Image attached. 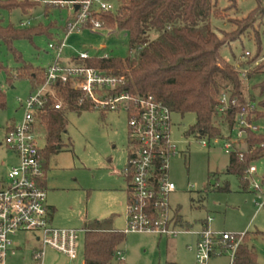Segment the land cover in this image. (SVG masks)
<instances>
[{
  "label": "rangeland",
  "instance_id": "1",
  "mask_svg": "<svg viewBox=\"0 0 264 264\" xmlns=\"http://www.w3.org/2000/svg\"><path fill=\"white\" fill-rule=\"evenodd\" d=\"M217 7L211 11V28L224 41L220 49L222 57L239 70H252L257 65L252 62L258 53V38L261 50L258 59L264 56V13L245 18L257 6L256 0H237L230 7L229 0H212ZM117 5L116 2H114ZM68 18L67 7L40 4L23 12L0 8V20L4 26L12 24L25 29L42 24L48 33L22 35L7 43L0 38V89L5 94L6 106L0 109V184L7 181V174L17 159L7 146L5 137L9 126L22 120L23 105L33 90L27 74L19 70L25 65L45 68L55 59L49 43L65 38L63 29ZM22 21H30L28 27L20 26ZM51 35V36H50ZM150 32V39L157 38ZM130 33L126 29L81 28L69 33L63 58L84 51L91 58L111 57L125 60L129 53ZM249 51L250 55H246ZM264 64L260 60L258 65ZM248 71V72H249ZM264 80V65L253 76L243 79V96L257 109L264 111L258 102L264 99L258 94L259 87H253ZM255 98V99H254ZM23 101V104L19 100ZM255 113L248 115L253 119ZM66 132L62 135L63 147L49 156L47 172V204L54 208L52 223L62 229L79 230L77 256L74 259L51 248L45 247L41 264H83L84 232L86 222L112 217L113 226L121 231L127 229V182L123 175L127 162L130 140L128 116L125 112H101L95 109L65 112ZM171 139L177 154L168 162V179L176 186L169 193L168 203L171 214L178 210L189 224L190 230L199 231L202 221L211 219V231L243 234L248 232V244L258 255V264H264V156L254 160L256 172L245 178L249 186L244 187L235 173H228L230 150L225 147L226 138L209 140L207 137L188 134L196 122V114H172ZM258 134H264V117L259 119ZM236 139L232 133L231 141ZM208 141L204 146L202 141ZM40 148L46 147V129L37 130ZM240 151H247L245 140L234 144ZM246 173V172H245ZM254 183L261 185L255 190ZM258 233V234H257ZM244 238V237H243ZM242 238V241H243ZM18 244L15 255L9 256L6 264H37L33 252L42 244L32 232H20L14 238ZM195 244L189 234L163 236L148 232H127L122 245L124 261L115 259L112 264H200L197 252L188 247ZM206 264H231V250L217 249Z\"/></svg>",
  "mask_w": 264,
  "mask_h": 264
},
{
  "label": "built area",
  "instance_id": "2",
  "mask_svg": "<svg viewBox=\"0 0 264 264\" xmlns=\"http://www.w3.org/2000/svg\"><path fill=\"white\" fill-rule=\"evenodd\" d=\"M30 1H38L49 7H67L68 18L63 29L65 38L49 43L55 59L45 67L44 81L32 90L24 102L22 120L8 127L5 137L17 162L9 170L6 183L0 184V264H6L8 257L17 253L18 244L13 238L20 232L34 233L36 240L42 244L40 249L33 252L37 264H41L45 247H51L71 259L77 256L80 231L58 228L52 224L47 204L44 158L37 142V130L45 127L42 116L49 107L54 110L65 107L58 91L66 84L79 93L73 99L78 107L101 112L123 111L128 116L130 147L123 171L127 182V229L124 232H148L168 237L189 234L195 236L196 241L188 248L197 252L200 264H206L217 249H230L233 264L236 249L245 233L211 231L207 225L211 219H207L201 230H190L177 221L175 213L170 212L168 195L176 191L175 184L168 179L169 159L177 154L176 145L171 139L174 112L153 94L128 89L125 76L80 64L91 58L86 48L70 61L63 58L69 33L81 28L93 30L106 27L103 16L116 13L119 3L115 0ZM29 25L30 21L20 23L22 27ZM246 55H250V52L247 51ZM109 57L106 54L101 58ZM260 60H264V56L255 60L254 64L258 65ZM248 71L239 67L241 78H246ZM19 101L23 104L21 99ZM229 103L228 94L223 92L219 97L220 110L227 109ZM231 103L235 104L236 99ZM253 107L251 103L247 104L237 116L232 128V133L236 132V139L231 141L232 134L229 139L226 138L225 147L230 152L238 150L234 144L238 139L244 140L247 130L259 132L257 123L248 118ZM202 144L207 146L208 141L203 140ZM239 157L244 158V154L241 152ZM255 172L254 165L246 170L248 177ZM254 189H261V185L254 183ZM262 206L264 200L259 205ZM117 254L120 260H124L123 252Z\"/></svg>",
  "mask_w": 264,
  "mask_h": 264
},
{
  "label": "trees",
  "instance_id": "3",
  "mask_svg": "<svg viewBox=\"0 0 264 264\" xmlns=\"http://www.w3.org/2000/svg\"><path fill=\"white\" fill-rule=\"evenodd\" d=\"M120 7L116 13L103 16L106 27L126 29L130 33L129 53L125 60L121 58L94 57L79 62L89 67L102 69L125 76L127 88L141 94H153L171 111L182 115L193 112L196 122L187 131L199 137L229 139L237 116L246 108L248 100L243 96V78L237 67L225 60L220 49L224 41L211 28L210 13L215 2L212 0H115ZM256 8L244 21L257 13H264V0H256ZM30 0H0V8H16L27 12L40 5ZM237 0H229V6H236ZM49 6H46L48 10ZM215 15L217 7L212 11ZM251 20V19H250ZM150 32H156L157 38L150 39ZM48 33V27L38 26L19 29L12 24L4 26L0 20V38L8 44L22 35ZM51 36V35H50ZM258 57L261 50L260 38L257 41ZM264 64L257 65L248 72V76L257 73ZM2 64L0 63V69ZM45 68L25 65L19 73L27 74L33 89L44 81ZM259 87L258 94L263 95L264 80L253 87ZM225 92L229 97V107L220 110L219 97ZM65 103L61 110L49 107L42 121L46 128V147L42 149L44 165L49 156L62 147V135L66 132L65 112L81 111L85 108L73 103L79 93L70 85H62L58 91ZM236 103L232 104V100ZM255 99V98H254ZM264 108V99L258 102ZM6 106L4 92L0 89V109ZM255 113L251 122L256 123L264 117V111L256 106L250 110ZM103 113V112H102ZM247 151H231L228 173L238 175L244 187L249 186L245 172L251 163L264 156V134L247 130L244 138ZM244 158H240V153ZM177 221L189 227L176 211ZM84 264H112L118 259V252L126 241L124 231L113 229V218L88 221L84 227ZM258 234V233H257ZM264 236V233H259ZM249 233L236 249L233 264H258V255L248 244ZM167 264H176L168 262Z\"/></svg>",
  "mask_w": 264,
  "mask_h": 264
},
{
  "label": "crops",
  "instance_id": "4",
  "mask_svg": "<svg viewBox=\"0 0 264 264\" xmlns=\"http://www.w3.org/2000/svg\"><path fill=\"white\" fill-rule=\"evenodd\" d=\"M84 48H86V47H84ZM73 56H74V54H70L69 56H66V57H64V59L66 60V61H70V60H72L73 59ZM10 127V126H9ZM49 162L47 163V165H46V178H45V187H46V189H47V172H48V169H49ZM126 194H127V188H126ZM48 207H49V211H50V214H51V217H52V219H53V214H54V208L52 207V206H50V205H48ZM176 213V212H175ZM182 218H183V216H182ZM183 220L186 222V220L183 218ZM206 221H207V219L206 220H204V221H202V223L204 224V223H206ZM87 223V222H86ZM85 223V224H86ZM113 223H114V220H113ZM53 224V223H52ZM209 224V221L207 222V225ZM84 227H85V225H84ZM113 229H115V230H118V229H116L114 226H113ZM121 231V230H120ZM192 236V235H191ZM193 238H194V240L196 241V237L195 236H192ZM83 264H84V262H83Z\"/></svg>",
  "mask_w": 264,
  "mask_h": 264
}]
</instances>
